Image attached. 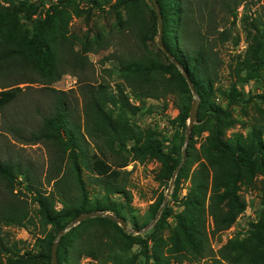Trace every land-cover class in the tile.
Segmentation results:
<instances>
[{"label":"trees","instance_id":"obj_1","mask_svg":"<svg viewBox=\"0 0 264 264\" xmlns=\"http://www.w3.org/2000/svg\"><path fill=\"white\" fill-rule=\"evenodd\" d=\"M243 1L246 0H157L162 19L163 45L188 73L200 101L199 120L207 124L206 129L209 131L206 150L210 155L213 153L215 160L211 161L209 166L212 185L208 214L215 232L227 228L234 220L235 213L225 211L226 201L234 210L242 208L237 194V172L227 166L231 165L234 169H264V114L254 118L248 142L241 143L237 137L231 142L226 141L223 139L222 129L230 122V111L216 102L214 96V86L219 80L222 66L218 50L221 44L231 39L233 48H237L239 37L233 36L231 26L234 21L231 16H236V8ZM42 3L46 6L43 7V15L41 13L37 18L30 20L31 13H36ZM80 3H83L88 11L110 12L115 17L119 30L123 29L128 33L135 47L130 57H114L118 63L117 72L123 80V86H119L116 94L110 93L104 84L80 88L83 98V128L80 119L74 116L69 107L65 92L51 87L67 72L66 66L75 65L76 62L83 63L87 52H96L102 48V36L95 34L94 40L79 41L80 50L74 49L72 39L78 38L74 33L68 35L69 22L73 15L80 14ZM216 7L219 8L220 14H226L222 16L223 20L215 15ZM195 12L198 21L194 19ZM157 17L151 0H18L10 6L0 4V77L8 78L11 73L29 71L38 75L39 82L53 92L54 102L49 106L46 115L41 117L38 132L33 133L31 137L35 142L51 144L55 149L57 168L56 176L50 177V181H53L52 189L44 191L31 185V177L26 168L19 163L0 158V179L5 188L10 192H14L17 187L25 188L33 194L32 201L38 207L37 215L44 228L42 236L36 239L39 250L25 254H20L15 244L10 245L0 231V264H3L2 256L5 257V264H53L51 248L58 231L82 213L109 211L126 220L123 204L110 200V196L122 197L126 202L131 200V193L127 188L129 172L122 169L128 161L111 162L109 151L130 152L134 159L140 162H143L146 156L160 159L164 164L159 174L162 178L168 179L177 169L181 154L175 158L163 149L159 140L152 139L149 130L137 129L127 123L125 118L126 113L135 114L138 109L130 102L131 96L140 100L160 99L167 94H173L176 96L178 109L175 119L179 125L186 127L191 90L182 72L159 46V53L155 55L148 44L150 40H153V44L157 40ZM25 18L31 21L30 26L20 21ZM253 21L252 28L259 33L261 39H252L245 50L236 56L235 73L239 76L241 84L257 80L264 63V18ZM159 54L165 58L166 63L161 61ZM233 70L234 68L231 69ZM243 70L245 72L241 75ZM35 81L37 80L27 78L23 82ZM18 84L19 82L0 88V108L11 104L24 91ZM225 96L228 97L229 103L248 101L236 85H231ZM258 97L264 99L263 94ZM111 104L118 106L117 114L113 113ZM90 142L96 148V152L92 154L88 148ZM184 142L183 134L175 150L180 151ZM65 163L67 170L69 169L68 176L72 178L71 185L74 187L70 188L74 193L67 188L69 183H59L60 179L67 175L61 170V165ZM83 164L93 175V181L104 190V200L91 201L89 198L81 173L80 165ZM203 171L208 178L209 170L202 162L194 171V182L196 174ZM58 194L60 195L57 196ZM204 196L190 194L191 198L188 196L186 200L191 199L199 208L203 207L201 200ZM161 203L160 198L157 206ZM1 205L0 223L20 227L25 225L29 217L26 208L6 207L5 203ZM185 207L187 208V205ZM92 219L116 226L111 218L105 216L82 220L59 237L57 263L80 264L83 257H89L97 264H131L128 247L133 242L132 232H124L119 228L118 236L102 232L87 234L79 241L68 239L71 230L76 232L85 222ZM174 221L175 228L171 233L175 240L173 246L176 253L174 255H177L176 264H183L182 257L187 256L182 251L187 248L203 257L202 243L203 240L206 241V235L202 230L201 210H187L184 216L176 214ZM251 227L254 238L259 242V248L252 252L246 249L243 240L228 239L217 250L219 260L224 261L223 264H264L263 227L257 223H251ZM179 233L184 237L179 238ZM150 241L152 239H140L141 247L147 254L151 253L148 257H152L155 264H158L156 244L150 246ZM181 243L183 246H180Z\"/></svg>","mask_w":264,"mask_h":264},{"label":"rangeland","instance_id":"obj_2","mask_svg":"<svg viewBox=\"0 0 264 264\" xmlns=\"http://www.w3.org/2000/svg\"><path fill=\"white\" fill-rule=\"evenodd\" d=\"M12 2L17 3L18 0H0V4L4 6H10ZM44 6L43 3L40 4L38 11L31 13L30 20L37 18L43 12ZM79 7L81 8L80 14L73 15L69 22L68 35L74 33L78 38L72 39V41L74 40V49L80 50L79 41L94 40L93 36L95 34H101L102 48L96 52H87V57L83 63L76 62L75 65L66 66L67 72L62 74L61 78L53 83L51 87L65 92L69 107L72 109L74 116L80 119L83 128V98L80 88L104 84L110 93L116 94L119 86H123V80L117 72L116 65L118 63L114 57L125 55L130 57L135 51V47L133 40L127 35L128 33L123 29L119 30L118 23L110 12L88 11L83 3H80ZM214 13L220 20L222 16L226 15L225 13L220 14L218 7H216ZM193 15L194 19L198 21L197 13L195 12ZM263 18L264 0L243 1L236 8V16H231L232 21H234L231 26L233 36L239 37L237 48H233L234 44L231 39L221 44L218 50L222 59V66L219 80L214 86V96L216 102L230 111V122L222 129L223 139L229 142L234 137H237L241 143L248 142L254 118L264 114V99L258 97L259 94L264 95V63L259 71L260 75L257 80L241 84L239 76L235 73V69H237L235 63L237 54L243 52L252 39H261L259 33L252 28L253 20H262ZM30 20L25 18L20 21L30 26ZM206 23L207 21H205ZM152 42L153 40H150L148 44L151 51L157 55L159 53L157 50L158 42L157 40L154 44ZM159 56L161 61L166 63L165 58L161 54ZM231 65L232 67H230ZM233 68L234 70L231 71ZM244 72L243 70L240 74L242 75ZM37 76L29 71H22V73H11L8 78L0 77V88L19 82L18 85L24 90L11 104L0 108V158L19 163L28 170V174L31 177V185L48 191L52 189L53 185L50 177L56 176L55 149L47 142L33 141L31 136L33 133L38 132L41 126V117L46 115L49 106L54 102V94L47 86L39 82ZM27 78L37 81L31 83L23 82ZM231 85H236V88L244 94L248 99L246 103H229L228 97H224V95L228 93ZM192 101L193 95L190 98V105ZM130 102L136 105L138 109L135 114L126 113L127 123L142 131L149 130L152 134V139L159 140L163 149L175 158L181 154L182 160V149H185L183 162L181 163L180 161L178 165L176 176L170 189L169 185L172 175L168 179L160 177V171L164 166L160 159L146 156V159L140 162L138 159H134L133 154L130 152L122 150L108 152L111 162L128 161L127 165L122 169L129 172L127 175V188L131 193V200L126 202L124 198L119 196H110L111 199L109 198L116 203L123 204L122 209L126 217L127 226L141 229L156 219L147 229L140 232H132L133 237L131 240L133 242L128 247L131 264H155L153 258L148 257L151 253L147 254L141 247L140 239L144 238L152 239L149 243L150 246L156 244V256L159 258L158 264H176L175 260L177 259L175 256L177 255H174L176 253L173 246L175 240L171 233V230L175 228L174 215L184 216L187 210H201V225L206 235V241L203 240L202 243L203 257L192 253L190 248L183 250L182 252L187 256L182 257V260H184L183 264H190L189 262L223 264L224 261L221 262L219 260L217 250L221 244L233 238L243 240L246 249L255 252L259 248V242L252 234L251 223L261 224L264 236V169L263 171L244 167L234 169L231 165L227 166L228 169L237 172V194L242 208L238 211L234 210L229 202L226 201L224 203L225 211L235 213L234 220L227 228L215 232L211 217L208 214L209 195L212 185L209 166L210 162L215 160V156L213 153L210 155L209 151L206 150L209 131L206 129L207 124L199 120L200 101L198 102L197 116L190 138L186 144L185 140L180 151L175 149L180 141V136L183 134L185 136L188 120L184 128L175 119L178 114L175 95L167 94L160 99L143 98L140 100H135L131 96ZM110 108L114 114L119 112L118 106L114 104H111ZM88 148L91 154L96 152L95 145L92 142H90ZM202 162L208 168L209 176L208 178L205 176V171L201 174L197 173L194 182V171ZM80 166L91 201H94V199L104 200L105 192L102 187L93 181V175L84 164ZM61 167V170H64L67 175L63 176L59 183H69L70 186L67 184V188L74 193L70 188L74 186L71 185L72 178L70 175L68 176L69 169L67 170L66 163L61 165ZM190 194H204V199L201 200L203 207L197 208L191 199L186 200L188 196L191 198ZM32 196L33 194L25 188L17 187L14 192H10L0 179V206L4 205H1L2 203H5L6 207L20 208L23 206L29 212L25 225L21 227L0 223L1 234L6 237V241L10 245H16L20 254H25L28 251L36 253L39 250L36 239L43 234L44 228L37 215L38 207L33 204ZM160 198L162 203L164 202L162 207V203L157 206V201ZM186 205L187 208L185 207ZM160 207L161 211L157 216ZM112 221L116 226L107 222L89 220L76 232L71 230V235L68 239L79 241L81 237L87 234L102 232L118 236L119 228L126 232L118 223L114 220ZM178 237L183 238L184 236L179 233ZM182 243L180 246H183ZM2 259L3 264H5V257L2 256ZM80 264H97V262L89 257H83L80 260Z\"/></svg>","mask_w":264,"mask_h":264},{"label":"water","instance_id":"obj_3","mask_svg":"<svg viewBox=\"0 0 264 264\" xmlns=\"http://www.w3.org/2000/svg\"><path fill=\"white\" fill-rule=\"evenodd\" d=\"M155 12L157 14V18H158V37H157V42L159 47L161 48V50L168 56V58L171 60L172 63H174L182 72L190 90L191 93L193 95V101L190 105V110H189V117H188V121H187V129L185 131V144L188 142L189 138H190V134H191V130L193 127V124L195 122L196 116H197V110H198V102H199V97L196 94L195 90H194V86L193 83L188 75V73L182 68V66L171 56V54L165 49L163 42H162V19H161V15H160V10H159V6L157 3V0H151ZM185 156V149H182V160L181 163L183 162ZM178 169V167H177ZM177 169L174 170V172L172 173V177H171V181H170V185H169V189L172 186V182L176 176V172ZM164 205V202L162 203L161 207ZM161 207L158 210L157 216L159 215L160 211H161ZM96 216H105V217H109L112 220H114L116 223H118L121 228H123L126 232H140L143 231L145 229H147L156 219H154L152 222H150L147 226H145L144 228L141 229H136L134 227H128L126 224V220L122 217H115L113 213L111 212H101V211H95V212H85L82 213L80 215H78L77 217H75L64 229L58 231L53 243H52V248H51V259H52V263L53 264H58L57 263V255H56V250H57V243L59 240V237L66 232L67 230H69L71 227L77 225L78 223H80L82 220L86 219V218H90V217H96Z\"/></svg>","mask_w":264,"mask_h":264}]
</instances>
